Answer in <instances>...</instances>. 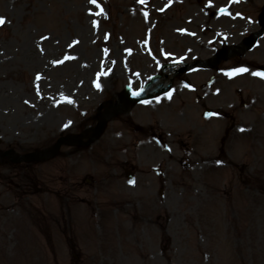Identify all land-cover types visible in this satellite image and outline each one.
<instances>
[{
  "label": "rangeland",
  "instance_id": "1",
  "mask_svg": "<svg viewBox=\"0 0 264 264\" xmlns=\"http://www.w3.org/2000/svg\"><path fill=\"white\" fill-rule=\"evenodd\" d=\"M260 2L0 0V149L44 150L95 127L102 105L163 64L236 46ZM239 60L193 69L197 92L177 82L164 101L113 116L91 146L20 166L36 196L17 202L0 185V264H264V89L226 83ZM205 105L216 115L203 118ZM11 167L0 162V174ZM152 168L163 176L142 174ZM96 226L103 239H81Z\"/></svg>",
  "mask_w": 264,
  "mask_h": 264
},
{
  "label": "water",
  "instance_id": "2",
  "mask_svg": "<svg viewBox=\"0 0 264 264\" xmlns=\"http://www.w3.org/2000/svg\"><path fill=\"white\" fill-rule=\"evenodd\" d=\"M186 66L182 64L178 65H169L164 68L165 77H156L154 82L149 85L143 92L141 93H132L128 92L127 96L129 99L131 98H139V100H144L149 97H153L156 94L162 93L166 91L171 86L172 78L180 73H183L186 70Z\"/></svg>",
  "mask_w": 264,
  "mask_h": 264
},
{
  "label": "snow or ice",
  "instance_id": "3",
  "mask_svg": "<svg viewBox=\"0 0 264 264\" xmlns=\"http://www.w3.org/2000/svg\"><path fill=\"white\" fill-rule=\"evenodd\" d=\"M92 2L95 4L96 3V0H92ZM141 2H143V0H141ZM97 7H99V5H97ZM3 23H4V20L2 18H0V25H2ZM236 71H237V73H244V72H247L248 69H246V68H240V69H237ZM255 75H261L262 77H264V74H261V73H255ZM39 79H40V77L38 76L37 77V80H39Z\"/></svg>",
  "mask_w": 264,
  "mask_h": 264
}]
</instances>
